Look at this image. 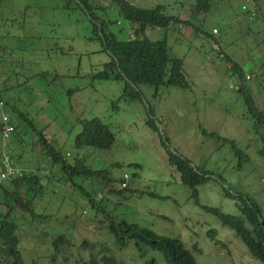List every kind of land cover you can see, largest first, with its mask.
Here are the masks:
<instances>
[{
    "label": "rangeland",
    "instance_id": "obj_1",
    "mask_svg": "<svg viewBox=\"0 0 264 264\" xmlns=\"http://www.w3.org/2000/svg\"><path fill=\"white\" fill-rule=\"evenodd\" d=\"M88 1L99 6L91 11L105 28L119 39L126 38L131 29L125 30L113 0ZM125 1L140 7L161 4L170 15L188 12L191 22L201 28L215 25L220 29V49L238 69L228 67L215 44L202 40L200 34L182 37L175 26H169L156 32L157 38L148 37L165 38L170 52L183 58L188 87L154 90L140 84L141 101H125L120 97L121 84L93 77L109 55L77 0H0V97L15 103L30 121L25 130L11 112L16 132L4 147L0 138V152L9 150L16 167H39L42 186L31 208L49 216L43 221L13 210L22 264H82L90 256L98 257L103 248L126 264L147 260L166 264L157 250L144 246L141 258L132 241L117 243L108 226L121 221L177 238L197 264H261L231 228L202 206L238 215L236 200L224 193L227 190L248 196L264 213L263 143L252 130L237 90L247 89L254 105L264 111V0H258L256 19L241 9L242 0L214 2L204 14L190 10L194 0ZM92 117L107 125L114 142L107 149L77 150L73 139L80 122ZM148 118L157 130L148 127ZM39 129L65 153L67 162L83 156L87 168L107 171L110 182L96 177L73 180L91 194H102L101 209L92 208L69 181L46 175L48 167L31 148ZM159 135L169 150L212 174L196 187L197 201L168 164ZM125 186L120 195L104 189ZM58 235L63 240L55 249L51 241ZM0 264L11 260L0 254Z\"/></svg>",
    "mask_w": 264,
    "mask_h": 264
},
{
    "label": "trees",
    "instance_id": "obj_2",
    "mask_svg": "<svg viewBox=\"0 0 264 264\" xmlns=\"http://www.w3.org/2000/svg\"><path fill=\"white\" fill-rule=\"evenodd\" d=\"M77 1L81 8L88 13L92 21L95 36L100 42L102 49L109 55V60L102 63L101 69L94 73L93 77L96 79H112L121 84L120 97L125 101H141L142 95L138 88L140 84L152 86L154 90H157L160 86L188 87L182 70L183 58L177 57L170 52L165 38L151 40L146 37L144 31L151 27L164 30L169 28V26H175L177 28L176 25L180 24L190 27L194 34L198 32L208 33V30L204 26L201 28L194 25L190 18L182 20L179 19L178 15L166 14L164 11L165 8L161 4H155L151 7H140L125 0H113L118 16L131 29V32L127 33L126 38L119 39L114 33L105 28L104 22L91 11V7L99 8L97 4H94L93 1L89 2L88 0ZM217 1L222 0H194L190 10H195L197 12L196 14H204ZM245 12H247L249 18H258L260 16L259 2L257 0L254 1ZM196 14L193 13V15ZM249 24L247 26L251 25ZM220 48L217 42L215 51L218 57L225 58L227 64L231 63L229 62L231 58L228 56L229 59L226 58L225 53ZM228 67L238 69L235 62L228 64ZM237 90L243 97L244 105L252 122V130L259 134L264 148V111L254 105L247 89L239 86ZM5 104L8 105L6 109L10 113L4 109ZM147 109L150 110L149 108ZM11 112L15 114V118L21 122V126L25 130L28 129L26 126L30 124L28 118L18 110L15 103L8 104L7 100L0 97V122L2 114H5L8 123L12 127L8 137L3 139L0 134L3 147L5 146L4 141L7 138L10 139L13 136L11 134H15L16 132V124L11 119ZM145 123L152 130H157L156 125L150 118L146 119ZM80 126L79 132L75 134L73 139V146L77 150L88 147L107 149L114 142L113 133L97 117L82 120ZM33 137L35 138L31 141V148L37 150L39 157L44 159L42 162H44L45 166V163L49 162L46 175L51 178H61L64 181H69L74 186V189H78L82 195L87 197L86 199L92 208H96L97 210L101 209L96 193H89L73 180L74 177L78 179L96 177L103 183L110 182L107 171L104 169L94 170L87 168L82 163L81 158L83 156H75L72 162H67L65 153L59 147L54 146L50 138L45 137L42 129L35 130ZM159 137L160 145L166 155L168 164L177 172L179 180L188 186L191 197L197 201L196 187L205 182L212 174L196 168L191 165L188 159L169 150L166 146L165 138L162 135H159ZM229 142L234 151L241 154L235 148L233 142ZM33 143H37L38 145H34ZM1 152L0 162L2 159ZM9 153L10 151L8 150L4 154L10 159V163L16 171L9 178L5 177L0 179V206L4 207L3 210H0V254L3 257L9 258L11 264H22L18 250L17 226L12 217L13 210L16 208L20 211L21 209V212H25L29 217H38L43 221L49 218V216L37 214L31 208V201L40 193L42 186L40 184L39 167L36 166L35 169L18 168L14 165L13 158H11ZM57 167L58 171L56 172H58V176H55L53 170ZM121 182L119 181V183ZM126 187L116 188V190L112 188L107 190L105 187L104 189L105 191L115 192L120 195V192ZM20 189L23 190V196L20 194ZM224 193L236 200L238 215L225 214L219 209L210 206H202V208L216 216L222 224L231 228L240 238L249 254L259 263L264 264V213L259 205L248 196L231 194L227 190H224ZM108 228L113 233L116 242L120 245H123L127 240L132 241L141 258L142 247L147 246L159 251L166 264H197L191 253L184 248L177 238L159 235L147 227H142L135 223H126L124 221L119 222L117 226L109 224ZM208 233L212 237L214 236L213 230L210 229ZM62 240L63 237L58 235L51 243L56 249ZM214 243L219 244L220 241L214 239ZM105 250L106 248L98 250V257L94 258L90 256L82 264H126L122 259L116 258L110 253H105ZM143 264L156 263L154 260H147Z\"/></svg>",
    "mask_w": 264,
    "mask_h": 264
},
{
    "label": "built area",
    "instance_id": "obj_3",
    "mask_svg": "<svg viewBox=\"0 0 264 264\" xmlns=\"http://www.w3.org/2000/svg\"><path fill=\"white\" fill-rule=\"evenodd\" d=\"M245 2L248 3H253L255 0H244ZM242 7H245V5H242ZM211 33L215 34L217 32V29L211 28ZM202 38H206L205 34H201ZM247 77V76H246ZM12 130L11 125L8 123L5 114H2L1 116V122H0V134L1 137L4 139L6 137H8L10 131ZM1 162H0V179L1 178H9L10 176H12L15 173V169L12 166V164L10 163V159L7 157L6 154H4L3 152L1 153ZM100 197V194H97V198Z\"/></svg>",
    "mask_w": 264,
    "mask_h": 264
},
{
    "label": "crops",
    "instance_id": "obj_4",
    "mask_svg": "<svg viewBox=\"0 0 264 264\" xmlns=\"http://www.w3.org/2000/svg\"><path fill=\"white\" fill-rule=\"evenodd\" d=\"M260 4V3H259ZM185 14H187V15H178L179 16V19H187L188 18V12H186ZM191 15H189V17H190ZM194 16H196V15H194ZM189 19V18H188ZM247 25V24H246ZM177 26V28H178V33H179V35L180 36H182V37H186V36H188L189 37V35H193L194 33L192 32V30H191V28L190 27H188V26H182V25H180V24H178V25H176ZM170 27H173V26H170ZM211 27H216L215 25H206L205 26V28H206V30H210V28ZM129 28V26H128V24H125V30H127ZM181 28V29H180ZM217 28V30H218V32H217V34L216 35H214L215 37L214 38H212L211 36H210V38L209 39H207V40H209V42H211L212 44H215V47H216V43L218 42L219 43V40H220V38H219V33H220V29L218 28V27H216ZM148 29L150 30V32H148ZM162 29H157V28H147V29H145V31H144V33H145V35H146V37H148V34L150 35V34H152L153 36H155V38H157L158 36L156 35V32H160ZM197 34H199V32L197 33ZM126 35V34H125ZM127 36V35H126ZM149 38V37H148ZM152 40V39H151ZM203 40V39H202ZM226 55V54H225ZM226 58H228L227 57V55H226ZM229 59V58H228ZM229 62H231V63H228V64H232L234 61L232 60V59H229ZM227 64V65H228ZM1 80H2V78H1ZM23 82V81H22ZM20 80H19V84L20 83H22ZM43 133L45 134V137L46 138H48L47 137V134L43 131ZM42 161H44V160H42ZM44 163V162H43ZM46 164V166L47 167H49L48 165H49V162H47V163H45ZM56 167V166H55ZM19 168V167H18ZM28 169H35L34 167H30V168H28ZM56 169H58V167L56 168Z\"/></svg>",
    "mask_w": 264,
    "mask_h": 264
},
{
    "label": "clouds",
    "instance_id": "obj_5",
    "mask_svg": "<svg viewBox=\"0 0 264 264\" xmlns=\"http://www.w3.org/2000/svg\"><path fill=\"white\" fill-rule=\"evenodd\" d=\"M256 1V0H255ZM258 1V0H257ZM242 2L243 3H241V8L243 9V11H246L249 7H250V5H251V3H248V2H245L244 0H242ZM242 5H245V7H242ZM248 5V6H247ZM211 28H214V27H211ZM211 28H210V30H211ZM216 28V27H215ZM217 29V28H216ZM210 30H208L207 32L208 33H200L199 32V34H200V36H201V34H205L206 35V38H202V36H201V39H203V40H207V39H209L210 38V36L212 37V36H214V35H216L217 34V32H218V30H217V32L215 33V34H212L211 33V31ZM2 153V152H1ZM125 178V177H124ZM124 181H122L121 183H123ZM118 188V187H117ZM97 194H100V197L98 198V199H100L101 197H102V194L101 193H98L97 192ZM96 194V195H97Z\"/></svg>",
    "mask_w": 264,
    "mask_h": 264
}]
</instances>
